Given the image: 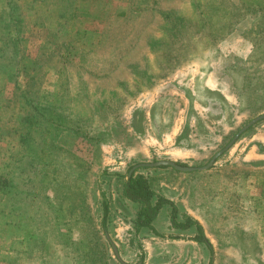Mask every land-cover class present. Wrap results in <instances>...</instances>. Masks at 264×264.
Listing matches in <instances>:
<instances>
[{
	"label": "rangeland",
	"instance_id": "1",
	"mask_svg": "<svg viewBox=\"0 0 264 264\" xmlns=\"http://www.w3.org/2000/svg\"><path fill=\"white\" fill-rule=\"evenodd\" d=\"M16 2L24 26L19 83L51 101L65 96L70 115L91 110L98 120L102 110L107 135L92 147L62 132V150L51 155L44 177L50 212L34 210L29 221L0 192V264H264V117L207 168L132 169L171 202L155 221L161 232H136V205L117 190L138 163L204 165L264 112V0ZM179 19L185 31L175 34ZM5 72L0 69V170L17 147L18 135L7 131L24 112ZM61 157L71 172L60 166ZM172 207L179 221L188 216L202 225L211 249L177 241L196 229L175 228Z\"/></svg>",
	"mask_w": 264,
	"mask_h": 264
},
{
	"label": "trees",
	"instance_id": "2",
	"mask_svg": "<svg viewBox=\"0 0 264 264\" xmlns=\"http://www.w3.org/2000/svg\"><path fill=\"white\" fill-rule=\"evenodd\" d=\"M0 2H3L5 6L4 11L0 12L5 31L0 34V69L6 71L8 78L14 81L17 92L15 94L20 99L21 107L24 110L21 115L15 117V124L11 126V131H7V133L18 135L17 147L10 155L7 163L8 168L0 170V192L7 198L6 203L10 208L13 210L23 208L31 221L34 210L50 212L52 208V197L47 193L44 177L47 166L52 161L51 155L59 157V152L62 150V132L70 131L94 147L107 135L101 130L107 125L101 121L105 118V113L102 110L97 115L98 120L93 118L91 110L89 114H84V110L75 108L74 114L70 115L64 111L69 106V103L65 101V96L62 99L60 96L58 101H51L43 96L40 97L36 90L19 83L18 77L20 78L21 75L25 77V64L22 62L19 49L22 37L20 34L24 29L23 17L16 0H0ZM168 11L166 12H172L175 17L180 18L175 9H168ZM182 24V19L173 23L175 34L185 31ZM3 104L0 103V107ZM92 110L97 111L98 108L93 107ZM59 159H61L60 166L71 172L67 161H64L62 157ZM116 177L118 180V175ZM117 190L120 193L119 198L131 201L136 205L131 221L136 232L143 228H151L152 221L160 208L167 203L171 204L169 199L156 193L151 188L148 179L143 174L137 173L135 169L120 180ZM101 203L102 224L105 230L109 208L106 199H103ZM175 214L176 209L172 207L171 222L175 227L186 229L189 226H194L196 234L193 238L211 249V243L197 220L187 216L183 221H179L175 218ZM45 215L49 216V214ZM33 227L34 225L32 230L30 229L31 234L34 230Z\"/></svg>",
	"mask_w": 264,
	"mask_h": 264
},
{
	"label": "water",
	"instance_id": "3",
	"mask_svg": "<svg viewBox=\"0 0 264 264\" xmlns=\"http://www.w3.org/2000/svg\"><path fill=\"white\" fill-rule=\"evenodd\" d=\"M264 117V112L263 113H260L258 115H256L255 117H253L252 119H250L246 124H244L238 131L237 133L230 139V141H228V143L222 148L220 149L219 151H217L212 157L211 159L205 163L204 165H201V166H191V165H182V164H179L177 163L176 161H173V160H170V159H158V160H155V161H151V162H142V163H138L136 165H134L129 173L132 171V169L135 167V166H138V165H147V166H155V165H169L177 170H182V171H189V170H193V169H203V168H207L209 167L214 158L219 154L221 153L224 149H226L232 142L233 140L237 137V135L239 133H241L242 131H244L246 128H248L252 123L256 122L257 120L261 119ZM115 249V248H114ZM116 251V250H115Z\"/></svg>",
	"mask_w": 264,
	"mask_h": 264
},
{
	"label": "crops",
	"instance_id": "4",
	"mask_svg": "<svg viewBox=\"0 0 264 264\" xmlns=\"http://www.w3.org/2000/svg\"><path fill=\"white\" fill-rule=\"evenodd\" d=\"M248 50H250L249 48H248ZM248 50L246 51L247 53L246 54H248ZM163 207V206H162ZM161 209L162 208H160V210L158 211V213H157V215H156V217L153 219V221H152V227L151 228H143V229H141V230H144V229H154V228H156V230H159L158 229V227H157V224H156V220H157V218L159 217V215H160V212H161ZM169 224V223H168ZM202 226V225H201ZM176 228V227H175ZM189 228H192V226H189V227H187L186 229H182V230H184L185 232L187 231V229H189ZM203 228V227H202ZM172 229V228H171ZM172 230H174V229H172ZM204 230V229H203ZM160 232H161V230H159ZM177 231H179V232H184V231H180V230H177ZM194 234L195 233H192V235L190 234V235H188L189 237L188 238H186L185 240H183V239H178L177 241H197V240H195L193 237H194ZM206 236V235H205ZM165 241H170V240H168V239H165ZM172 241V240H171Z\"/></svg>",
	"mask_w": 264,
	"mask_h": 264
}]
</instances>
